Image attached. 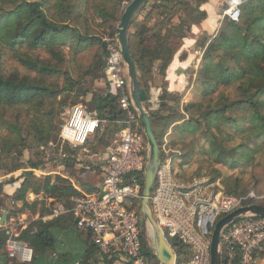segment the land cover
<instances>
[{
  "label": "trees",
  "instance_id": "1",
  "mask_svg": "<svg viewBox=\"0 0 264 264\" xmlns=\"http://www.w3.org/2000/svg\"><path fill=\"white\" fill-rule=\"evenodd\" d=\"M3 1L12 4L13 9L0 15V123L11 110H18L17 117L23 115L25 108L27 115L32 112L44 113V106L51 103L61 104L63 111L66 99L72 95L79 98L91 96L97 118L105 128L102 133L96 134L97 139L106 140L107 132L112 127L113 133L118 136L117 122L124 118L125 112L111 91L105 74V39L94 31L96 28L104 31L109 28L111 33L108 38L115 40V26L120 20L123 5L128 0H80L79 12L87 25L86 33L67 23L68 16L64 11L78 9L74 4L68 6L71 3L68 0ZM147 6L150 12L163 16V19L158 20L147 31L131 33L130 45L140 79L149 92L150 86L155 82V69L162 78V107L158 112L151 113L156 127L158 120L173 117L171 112L174 108L168 100H173L175 95L167 91L164 76L178 49V42L174 38L182 37L189 30L190 24L202 21L207 14L200 12L196 3L192 6L190 0H162L159 5L147 4L143 9ZM240 9L239 22L227 17L214 38L212 35L202 38L201 44L206 49L193 92L198 95L201 88L203 101H194L186 106L187 110L190 105L197 106L202 116L199 122L217 129L223 135H226L222 129L223 124L228 123L238 129L239 135H229L226 138L230 137V142L235 143L231 152H234V157L239 162L249 161V155L261 146L259 140L264 139V113L259 100L264 95V0H244ZM178 12H183L184 16H181V22L177 24L173 19ZM136 37H139L138 41L135 40ZM96 46L103 50L100 65L96 69L91 66L80 77V81L76 80L73 74L79 72L70 69L71 62L73 66L77 63L78 56ZM7 49L16 53V59L26 70L25 73L18 70L12 72V69L5 66L4 54ZM231 60L236 67L230 64ZM88 76L98 87L96 92L84 87ZM103 80L106 82L104 87L101 86ZM70 108L65 109V113ZM161 111H168L169 114L163 116ZM38 128L40 132L46 131L45 127ZM191 129L195 130L197 126ZM217 137L213 134V139L209 140L214 147L209 150L211 155L217 153ZM238 139L240 141L236 142ZM186 154L187 152L184 155ZM32 168H38V165L32 163ZM20 169L24 167L20 165L12 171ZM20 180L22 184L12 196V204L22 202V206L13 208L8 217L29 211L28 223L20 228L16 239L25 241L34 250L33 261L28 263L33 264L37 257L53 246L48 228L36 230L37 219L50 214L55 202L71 208V198L80 196L81 193L70 180L62 176H57L55 180L50 176L39 179L32 172L25 171L12 182ZM4 187L5 183L0 182V188L4 190ZM240 189L242 187L238 185V189H231L229 193L240 196ZM31 194H34V199L30 198ZM41 196L52 198V203L41 202ZM4 210L0 203V216ZM66 216L73 217L71 214ZM2 235L7 237L5 233ZM144 235L143 229L145 254L151 261L158 263L155 251L148 246ZM4 243L5 240L2 239V245Z\"/></svg>",
  "mask_w": 264,
  "mask_h": 264
},
{
  "label": "built area",
  "instance_id": "2",
  "mask_svg": "<svg viewBox=\"0 0 264 264\" xmlns=\"http://www.w3.org/2000/svg\"><path fill=\"white\" fill-rule=\"evenodd\" d=\"M242 3L243 0H229L224 15L239 22ZM105 42V74L111 91L125 112L123 128L100 157L104 168L99 188L72 197L71 208L57 202L50 214L37 221L71 214L76 228L89 232L104 257L121 258L128 264H151L143 252L144 218L140 203L150 146L138 119L118 42L116 38H107ZM102 125L96 110L82 104L74 105L66 112L60 139L76 150L81 149L79 156L91 154L89 141L102 130ZM174 126L169 125V129L162 127L166 131L156 134L162 157L150 196L151 213L176 254L175 264H211V240L217 222L238 208L252 204L249 200L255 195L228 194L220 182L208 178L195 177L190 182L179 180L177 175L182 171L178 169L177 162L184 154L179 147L172 146L170 137ZM138 200L140 202L136 205ZM12 210L6 208V216H0V242L5 240L8 258L30 263L34 250L16 239L18 231L15 226L28 223L29 211L8 217ZM221 252L224 264H256L264 256V217L247 214L228 225L222 233ZM3 259L4 254L0 253V264Z\"/></svg>",
  "mask_w": 264,
  "mask_h": 264
},
{
  "label": "rangeland",
  "instance_id": "3",
  "mask_svg": "<svg viewBox=\"0 0 264 264\" xmlns=\"http://www.w3.org/2000/svg\"><path fill=\"white\" fill-rule=\"evenodd\" d=\"M69 1L71 3H69ZM130 1L131 0L125 1L121 10V16ZM68 3V6H78V9L75 11L70 10V12L64 11L68 16V19L66 18L67 23L70 26L80 28L83 33H86L87 25L79 12L81 1L68 0ZM12 9V4L5 3L3 0H0V15ZM53 13L54 12H52V14ZM65 14L64 16H66ZM58 18L61 17L58 16ZM118 23L115 26L116 28ZM110 31L111 29L109 30V28H107L106 31L96 28L94 32L95 34H100L104 40L110 37ZM217 33L218 32H216V35ZM23 51H26V49ZM102 54L103 50L101 47H92L85 54L77 57L76 64L71 66V62L70 69L72 71L79 72L77 74H73L75 79L80 81V77L87 72L88 68L91 66L93 69L98 68L102 61L100 59ZM4 56L5 66L8 69H12V72L15 70H18L21 73L26 72L24 67L19 63V61H17L16 53L14 51L7 49ZM230 64H233V66L236 67L232 60ZM101 82V86L104 87L106 82L104 80ZM155 82L159 85L161 84L160 81ZM84 84V87L88 90H94L95 92L98 90V87L93 84V80L90 76L86 78ZM154 84L152 83L150 86V92L152 91L151 87ZM199 91L200 93H198V95L195 92L192 93V98L184 104L183 110L181 109L182 106H179L182 104L183 97L174 94V99L168 100V102L174 105L177 104L179 109L176 107L174 112H171L173 117H170L167 120L161 119V123L164 126L160 124L155 128L156 134L160 135L162 132L166 131L163 129L164 127L165 129H169V120L181 121V125L175 127L170 137L173 139L172 146L179 147L183 154L187 152V154L182 157L181 161L177 162L178 169L182 171V173L179 172L180 175H177V178L179 180H185L186 182H190L195 177L208 178L213 181L220 182L228 194H231L229 193L231 189L236 190L238 189V185H241L242 189L239 190L240 193H242L241 195H255L253 198H250L252 200H249V202L252 201V203L264 205V139L259 140V144L261 146H259L256 152L249 155V161H237L234 157V152H231L235 143L230 142V137L226 138V136L231 135L235 137L239 135L238 129L228 123L223 124L222 129L226 134L223 135L217 129L211 128L209 125H204V123L199 122L202 116L197 106L190 105L189 110H187L190 103L194 101H203L201 98L202 89L200 88ZM161 97L162 94H160V96H156V98H159L160 101L162 100ZM152 99L153 97L151 95L150 102ZM259 100L264 113V95H262ZM66 101L67 103L65 104L63 111L61 109V104L54 105L51 103H47L44 106V113L43 111L37 114L32 112L27 115V110L25 108L23 109V115H19L17 117L16 112H18V110H16V112L14 110L8 111L7 117L3 119L2 123H0V182L5 183L6 189L13 188L16 183L12 181L25 171H34L41 174V176L34 175V177L39 179H45L50 176L52 180H54L57 176H62L64 178L70 177L77 181L79 180V176L87 171L88 168H95L97 171L101 170L100 157L105 153L106 148L113 144L114 140L117 138V136H115L116 134L113 133V127L109 130V132H107L108 136L106 140L101 141L97 139L96 135L90 139L88 147L91 154H82L78 156V154L82 151L81 149H72L73 147L63 143L60 139L59 128H61V125L64 123L66 118L65 109L74 105L82 104L87 106L88 109L94 110V106L92 105L91 96L87 98H79L76 95H72L66 99ZM150 102L146 105L147 108L150 107ZM161 113L163 116L169 114L168 111H161ZM38 126H40V129H44L45 127L46 131L40 132ZM195 126H197V129H191L192 127L195 128ZM103 128L104 126L102 125V130L99 131L100 133H102L105 129ZM213 134L214 136H218L217 144L215 146V151H217L216 155H211L209 153V150L214 149L209 142L210 138L213 139ZM239 141L240 139L236 140V142ZM161 144L162 143L160 142V145ZM64 154H66L67 157H64ZM77 158H81L80 161H78ZM32 163L37 164L38 168H32ZM20 165H22L24 169L12 171L16 169V167H20ZM226 182L228 184H226ZM139 202L140 201L138 200L136 205H138ZM0 203L3 204L5 209L9 207H14L15 209L19 208L16 204H12V201L6 195L5 189L2 190L1 188ZM144 223L145 225H143L142 231L144 229V236L147 244L153 249L154 244L150 230L151 228L148 227L146 221ZM141 239L143 242V232ZM185 250L188 251L189 249L185 248ZM143 252L146 253L144 250V244ZM151 262L152 264H160L159 261L158 263L154 261Z\"/></svg>",
  "mask_w": 264,
  "mask_h": 264
},
{
  "label": "crops",
  "instance_id": "4",
  "mask_svg": "<svg viewBox=\"0 0 264 264\" xmlns=\"http://www.w3.org/2000/svg\"><path fill=\"white\" fill-rule=\"evenodd\" d=\"M190 1L192 6L196 3L198 6V10L202 13H206L207 17L200 22L190 24V26L188 27L189 30L183 33L182 37L174 38V41L178 42V49L174 54L172 62L164 76L167 91L169 93H173L175 95H180L183 97L182 104L179 105L180 107L182 106V110L184 104L192 98L194 85L202 66L203 56L206 49V47L201 44L202 38L206 35H212L213 38L215 37L216 32L219 31L223 21L227 18V16L224 15V12L229 6V0ZM161 3L162 0H150L147 4L159 5ZM181 16H184V13L178 12L174 17L173 22L177 24L180 23ZM162 19L163 16H160L154 12H150L148 6L145 7V9L142 8L134 20L131 28V33H135L139 30L147 31L151 26H154L158 20ZM135 40L138 41L139 37H136ZM158 72L159 71L157 69L154 70V79L155 81H160V83H162V78L158 74ZM160 85L155 82V84L151 87L152 91L150 92V98L151 95L153 97L149 107L151 113L158 112L162 107L163 101H160L159 98H156V96H160V94L163 93ZM169 104L173 106L174 110L176 109V107L177 109H179L177 104ZM92 105L94 106L95 110L94 103H92ZM160 124H162L161 119L158 120L156 126ZM168 124H175V129V127L181 125V121L179 122L177 120H169ZM162 126L164 125L162 124ZM116 127H118L119 129V133V131L123 128V119L117 122ZM77 160L80 161L79 158H77ZM103 168L104 167L102 165L101 170L98 171L95 168H88L87 171L79 176V180L77 181L70 177L66 179L72 182L74 187L81 193V195L88 194L97 190L101 185L103 179ZM31 172L33 175L38 176L36 172ZM15 183L16 185H14L13 188H4L6 191V195L8 197H11V201H13L12 196L14 195L16 190L21 187L22 181L20 180ZM33 197L34 194H31L30 198L33 199ZM39 200L45 204L48 202L52 203L53 201L52 198H48L45 196L39 197ZM54 204H57V202H55ZM16 206L20 208L22 206V202H17ZM12 208L14 207H9V210ZM26 211L27 210H25L22 214H24ZM15 226L17 227L19 235L20 228H23L26 225L23 226L22 224L17 223ZM35 227L36 230L39 231L45 228L49 229L53 238V246L45 253L37 257L36 261L33 264H128V262L121 258L109 259L107 257H104L97 246L93 243L89 232L80 231L76 228L74 216L69 217L63 215L51 218L47 221H36ZM0 253L4 254L2 264H28L26 262L20 261L17 258H8L5 252V245H2V241L0 242ZM256 264H264V256L260 258Z\"/></svg>",
  "mask_w": 264,
  "mask_h": 264
},
{
  "label": "water",
  "instance_id": "5",
  "mask_svg": "<svg viewBox=\"0 0 264 264\" xmlns=\"http://www.w3.org/2000/svg\"><path fill=\"white\" fill-rule=\"evenodd\" d=\"M150 0H131L125 7V10L120 18L115 31V38L121 49L124 63L127 67V76L130 83L131 95L137 110L138 119L142 129L146 135L150 146V158L145 175V185L142 194L141 213L153 237V249L160 264H175L176 254L165 237L162 229L155 221L150 209V196L153 190L154 181L156 178L157 169L161 163V150L156 136L155 127L153 124L151 112L147 108L150 102V92L144 86L140 79L136 61L132 54L130 45V34L134 20L141 9ZM253 214L259 217H264V205L252 203L230 214L222 217L216 224L211 240V264H224L221 252V240L224 229L232 222L237 221L241 216ZM3 216H6L4 212Z\"/></svg>",
  "mask_w": 264,
  "mask_h": 264
},
{
  "label": "bare ground",
  "instance_id": "6",
  "mask_svg": "<svg viewBox=\"0 0 264 264\" xmlns=\"http://www.w3.org/2000/svg\"><path fill=\"white\" fill-rule=\"evenodd\" d=\"M234 2H239V0H234ZM151 233H152V231H151ZM153 236V235H152Z\"/></svg>",
  "mask_w": 264,
  "mask_h": 264
}]
</instances>
